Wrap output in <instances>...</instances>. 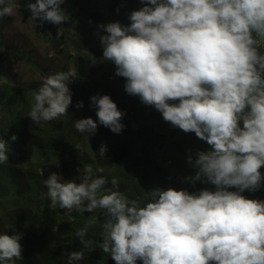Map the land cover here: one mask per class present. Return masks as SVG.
Masks as SVG:
<instances>
[{"label": "clouds", "instance_id": "clouds-1", "mask_svg": "<svg viewBox=\"0 0 264 264\" xmlns=\"http://www.w3.org/2000/svg\"><path fill=\"white\" fill-rule=\"evenodd\" d=\"M140 2L145 6L131 12L130 26L100 25L107 33L100 37L103 58L114 63L116 76L126 78L129 95L160 112L159 120L207 142L211 150L197 153V173L189 179H204L215 191L192 194L164 186L148 192L150 202L141 206L119 190L116 177L106 187L107 178L95 175L104 168L94 172L88 165L78 169L76 182L75 176L62 181L55 172L43 181L49 208L59 206L74 215L103 210L99 248L115 264H264V201L242 195L258 191L264 182V0ZM64 3L29 2L30 19L65 23ZM15 7L14 0H0V21L12 16ZM62 34L60 28L57 38ZM75 78L72 69L48 74L32 92L27 116L41 125L67 115L69 84ZM91 102L99 124L120 134L124 113L112 99L93 96ZM76 107L83 108V102ZM74 127L94 135L98 125L86 118ZM186 140L179 144L186 146ZM9 151V142L0 139V165L9 161ZM106 151L102 145L99 156L104 158ZM188 163L193 164L191 157ZM95 223L91 215L75 232L85 249L94 243L86 236ZM22 236L0 234V264L22 257ZM67 255L68 264L85 258L84 251Z\"/></svg>", "mask_w": 264, "mask_h": 264}, {"label": "trees", "instance_id": "trees-1", "mask_svg": "<svg viewBox=\"0 0 264 264\" xmlns=\"http://www.w3.org/2000/svg\"><path fill=\"white\" fill-rule=\"evenodd\" d=\"M29 2L36 0L14 1L17 7L13 15L0 21V139L8 141L10 147L9 161L0 165V234H23L22 257L14 264H68L67 254L73 251L85 253L84 260L76 264H115L99 248L103 242V210L73 216L65 215L59 206L52 210L43 181L53 172L62 181H72V176L81 175L78 169L91 165L95 172L103 167L104 172L95 175L107 178L106 187H111V179L116 177L119 190L145 206L150 202L145 199L148 192L164 190V186L192 194L215 191V186L204 179H189L197 173V153L211 149L195 133H185L159 120V111L143 104L138 96L129 95L124 87L126 78L116 76L114 63L103 58L100 37L107 33L100 25L119 22L130 26L131 12L145 6L140 0H110L104 11L99 0H67L66 7L61 5L69 19L60 25L67 27L75 21L77 37H93L96 46L91 53L82 51L81 43L70 51L65 42H60L61 36L57 38L58 25L31 20ZM70 69L76 71L77 78L69 84L72 104L68 114L36 124L27 116L34 102L32 92L48 74ZM103 95L124 113L121 123L125 127L120 134L99 124L98 109L91 97ZM79 102H83V108L76 107ZM86 118L97 122L94 135L80 133L74 127L75 121ZM13 135L18 137L15 142L11 140ZM183 137L186 146L179 144ZM102 145L107 148L104 158L99 156ZM261 172L264 174V168ZM242 195L264 201V182L258 191L246 190ZM91 215L96 216V223L88 228L86 239L94 243L85 249L75 232L88 223ZM42 239L45 244L39 245Z\"/></svg>", "mask_w": 264, "mask_h": 264}, {"label": "rangeland", "instance_id": "rangeland-1", "mask_svg": "<svg viewBox=\"0 0 264 264\" xmlns=\"http://www.w3.org/2000/svg\"><path fill=\"white\" fill-rule=\"evenodd\" d=\"M16 1V0H14ZM100 1V7H101V10L104 11V9H108V5H109V1L110 0H99ZM63 6L66 7L67 5V0H65V3L62 4ZM75 22V21H74ZM73 21H71L69 23V26L65 27V26H62V25H58L57 26V31L60 29V28H63V34L60 35L61 38H60V42L61 43H66L67 46L70 47V51H75L77 49V45H79L78 43H81L83 44V47H82V51L84 52H89L91 53L94 49V47L96 46V41L93 37L89 38L87 35H85L84 37H77L78 35V32H77V29H76V22L74 23ZM59 36V37H60ZM1 81V80H0ZM82 144V143H80ZM51 174V173H50ZM49 174V175H50ZM80 176H75L74 177V181L76 182L78 180ZM3 184V181H1L0 179V184ZM63 210V209H62ZM74 212V213H73ZM72 213V214H71ZM76 212L75 211H72V212H68L66 209H64V214L65 215H74ZM45 244V241L44 239H42V241L40 242L39 245H44ZM52 246V245H51Z\"/></svg>", "mask_w": 264, "mask_h": 264}]
</instances>
